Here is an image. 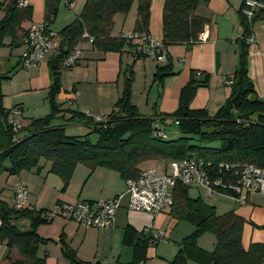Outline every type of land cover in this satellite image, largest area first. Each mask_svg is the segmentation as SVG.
Listing matches in <instances>:
<instances>
[{
	"label": "trees",
	"instance_id": "16d2710c",
	"mask_svg": "<svg viewBox=\"0 0 264 264\" xmlns=\"http://www.w3.org/2000/svg\"><path fill=\"white\" fill-rule=\"evenodd\" d=\"M21 0H0L3 16L0 18V47L4 39L10 38V46L23 44L27 28L23 22L32 18L30 0L21 5ZM57 1V0H56ZM133 0H86L80 13L58 35L59 53L49 60L52 82L49 89L50 113L30 120L17 133L8 122L10 110L2 105L1 83L10 75L0 73V174H16L22 169H39L40 157L49 162V172L60 176L68 184L76 165L84 164L90 170L104 165L117 170L124 180L137 176L138 162L144 159H177L197 155L205 162V171L210 180L222 183H236L243 172L244 164L253 163L264 167V100L256 96L254 85L249 78L245 63V37L251 33V26L264 18L263 6L255 10L248 19L242 10L246 0H242L238 40L242 43L238 67L233 72L230 94L214 115L204 109H193L189 102L198 86L202 83L190 79L179 93L178 108L165 119L162 115H142L130 100L128 85L115 103L116 112L96 120L95 115L87 112L70 111L69 117L83 119L89 132H95L99 138L92 143L85 136L66 134L61 125L53 123L61 110L55 96L60 89L62 60L82 39L83 31L92 37L91 45L102 51H119L126 39L121 35L112 36L110 28L113 16L117 12H126ZM137 16L134 29H146L150 19L151 0H137ZM198 0H163L162 39L164 45L192 43L199 40V35L207 19L195 12ZM71 2V0H69ZM53 5V4H52ZM48 2L44 21H51L56 7ZM56 6V4H55ZM169 66L158 67L156 76L160 79L167 74ZM168 71V73H166ZM76 99V96L72 97ZM167 116V115H166ZM177 124L179 136L168 138L166 125ZM157 122V125H156ZM203 128H207L203 130ZM199 136L198 143L192 142ZM221 140L219 147L201 145L203 140ZM189 186L176 183L173 190L172 216L189 219L193 231L183 238L174 259L169 264H185L187 258L204 264H261L264 257V242H251L242 245L244 219L233 210L217 214L213 206L205 203L199 196L190 197ZM219 193L235 196L231 190L218 188ZM92 201V200H88ZM58 203V202H57ZM46 210V209H45ZM43 209H28V205L16 209L0 197V241L7 247L6 261L13 264H43L44 259L37 255L40 242L45 239L37 233L39 224L47 222ZM29 218L27 230H21L14 223L20 214ZM205 231H213L216 236L212 250H204L196 244V238ZM151 237V234L148 235ZM128 241V234L125 235ZM61 249L73 263L77 261L72 251L61 238ZM136 249V247H135ZM134 249V251H135ZM98 264V263H97Z\"/></svg>",
	"mask_w": 264,
	"mask_h": 264
},
{
	"label": "crops",
	"instance_id": "0c3cea01",
	"mask_svg": "<svg viewBox=\"0 0 264 264\" xmlns=\"http://www.w3.org/2000/svg\"><path fill=\"white\" fill-rule=\"evenodd\" d=\"M85 1L71 0L67 3L63 0H30L32 18L23 22L22 25L25 28L34 22L44 20L48 2L56 7L55 14L48 25V28L56 34L53 47L36 65L23 68L21 45L19 44L18 48L10 46V38L4 39L5 47L0 48V73L9 74L10 78L1 83L2 105L8 110L18 108L21 113L13 114V117L21 120L23 125L50 113L49 89L52 71L49 60L59 53L58 32L76 18ZM241 4L242 0H198L195 12L207 19L199 40L192 43L164 45L168 54V60L165 63L157 62L145 55H137L136 41L126 40L119 51L106 52L93 47L91 42H82L80 44L82 58L71 68L62 69L60 72V89L55 100L59 108L65 112H61L60 115L64 116L54 119L53 123L63 126L66 134L74 135L67 130H70L74 123H78L80 128L89 131L83 119H69L70 111L79 113L85 111L103 117L116 112L115 103L126 85L130 89L132 104L142 115L153 117L158 114L168 119L170 118L168 115L178 108L180 89L190 79L202 83L206 74L205 84L195 89L189 107L204 109L210 116L214 115L230 94V86L225 85L224 81L231 77L238 67L242 48V43L238 40L242 31L239 12ZM137 5L138 1L133 0L126 12L114 14L110 28L112 36H120L123 31L134 29ZM162 8L163 0H151L150 19L145 29L158 40L162 39ZM2 16L3 10L0 9V18ZM251 34L254 42L244 45L246 70L254 85L256 96L264 100V18L252 24ZM165 64L169 66L170 74L160 79L156 73L158 67ZM139 79H142V86L138 89ZM75 93H77L76 99H72ZM79 165L81 167L77 173L85 178L77 194L64 193L51 197L50 193L46 192L38 198L40 193L37 190L42 191L45 188V181L49 176L48 167L42 179L43 187L37 185L35 181L30 187L28 186L31 180H35L33 178L38 176L34 175L31 179L33 173H26L23 178V172H20L21 178L6 172L1 173L0 197L4 200L3 193L8 191L11 205L12 190L19 179L26 181V187L32 190L31 196L28 195V209L32 210L51 209L57 202L71 203L76 200H95L122 195L115 223L110 228L81 227L75 221L59 216L39 224L37 233L45 240L39 243L37 255L44 259L43 264L72 263L61 249V242L58 241L61 238L64 244L74 251L75 259L83 263H137L140 256L143 254L146 256L151 246L157 241L148 237L150 235L148 230L160 229L166 224L165 221H168L170 227L174 224L171 210L167 213L168 215L161 213L156 216L147 212L129 210L125 180L117 170L104 165L90 170L82 164ZM39 177L42 178L41 175ZM218 194L228 197L223 196L216 200H205L201 195L199 197L213 206L217 214L233 210L244 219L245 225H243L241 236L244 247L251 242H264V196L251 194L248 195L245 204H239L233 197L223 193L214 194L212 197ZM193 228L192 225L191 232ZM126 233L128 241L125 240ZM198 246L204 250H210ZM125 249H127V255H125ZM106 251L108 254L104 255ZM6 252L5 242L0 241V264L6 262ZM185 264L204 263L187 258Z\"/></svg>",
	"mask_w": 264,
	"mask_h": 264
},
{
	"label": "built area",
	"instance_id": "2783aa9c",
	"mask_svg": "<svg viewBox=\"0 0 264 264\" xmlns=\"http://www.w3.org/2000/svg\"><path fill=\"white\" fill-rule=\"evenodd\" d=\"M63 1L69 2V0ZM28 2L29 0H21L20 4L27 5ZM245 5L242 13L248 19L254 15L255 10L263 6L259 0H246ZM48 25L47 21L42 20L32 23L27 28L23 38L25 50L21 54V66L23 68L40 63L45 54L53 47L56 34L48 28ZM120 35L126 40L136 41L137 55L148 56L160 63H165L168 60L163 42L145 29L125 30ZM82 39L91 42L93 37L87 31H83ZM82 42L80 41L75 45L64 57L61 65L63 70L71 68L82 58V49L80 48ZM252 42H254V37L250 33L245 37V43L250 44ZM224 84L230 86L232 78H226ZM76 95L77 93H75ZM20 113L18 108L10 110L8 122L15 133L19 131L22 124L21 120L13 117V114ZM95 119L100 121L104 120V117L95 115ZM166 165L169 167V171L166 170L162 174H158L154 167H145L139 170L136 177L125 180V194L127 195L129 210L147 212L152 216L168 213L173 204V190L176 183L189 187H202L211 196L219 193L218 188L225 191L231 190L235 194L233 198L239 203H244L251 191H258L264 195V167L253 163L244 164L240 179L233 184L222 183L219 179L211 181L210 176L205 171V162L197 155L170 159ZM244 190H246L245 194ZM121 197L122 195H117L113 198H98L92 201L58 202L51 209H46L44 216L47 219L59 216L66 220H73L83 226L110 228L115 223ZM11 204L16 209L28 205V190L25 184L21 182L14 184ZM148 231L153 240L160 239L161 233L159 231L156 229H149ZM1 264L13 263L6 261ZM261 264H264V257Z\"/></svg>",
	"mask_w": 264,
	"mask_h": 264
},
{
	"label": "rangeland",
	"instance_id": "374dc122",
	"mask_svg": "<svg viewBox=\"0 0 264 264\" xmlns=\"http://www.w3.org/2000/svg\"><path fill=\"white\" fill-rule=\"evenodd\" d=\"M1 47L4 48L5 46H1ZM21 47H22V52H24L25 46L21 45ZM16 48H18V47L16 46ZM22 52H21V54H22ZM141 80L142 79H139V83L137 85L138 89L141 88V86H142ZM72 125H74V126H72L70 128V130L67 129L68 132L73 133L74 135H79V136H85L86 134H88L87 137L92 143L97 142V140L99 138L97 133H95V132L88 133L89 131H86L85 129L80 128L81 126H79L78 123H74ZM205 129H207V128H203V130H205ZM166 131H167L168 138H175V137L180 135V133L178 132V129H177V124L172 122V121L167 123ZM205 131H207V130H205ZM194 138H195V140L192 139V142L198 143L199 141H197V140L199 139V136L194 135ZM202 142L203 143L201 145L210 146V147H219L221 144V140L219 138H216V139L211 140V141L203 140ZM167 162H168V160H166V159H144V160H141L138 162V166L140 168L154 167V168H156L158 174H162L166 170L169 171V167H167V165H166ZM49 165H50V162L45 157L42 156L39 159V169H37V168H32L33 170L32 169H29V170L28 169H22L18 173L13 174V175H16L18 178L20 176V178H21L20 172H23V175H22V178H23L26 175V173H29V172L33 173V174H31L32 175L31 179L34 177V175H36V176L38 175V176H37V178L34 177L33 179H35V180H31V182L28 184V186L30 187V185L32 183H34V181H35V183L37 185L43 187L44 183L42 182L43 181L42 179L45 176V174L47 172L46 170L48 169ZM82 165L87 167L84 164H82ZM79 167H81L79 164L76 165L67 185L64 184V182L60 176H58L57 174H55L53 172H49L48 179L45 181V188H43L42 191L40 189L37 190L40 193V196L38 198H41L42 194L43 193L46 194V192L50 193L51 197H56V196L62 195L64 193H66L68 195H73L75 193L77 194V192L81 189V185H82L83 180L85 178L83 176L81 177L80 175H78L77 171H78ZM75 169H76V171H75ZM34 173H36V174H34ZM39 175H41L42 178H40ZM19 182H21L23 184L26 183V181H20V179H19ZM59 183H60V185H59ZM124 183H125V181H124ZM29 187H27V190H28V195L30 197L32 190L30 191ZM125 189H126V183H125ZM188 191H189L190 197H196V196L201 195L205 200H216L217 198H221L223 196L228 197V196H225L222 194H218V195H215V197L214 196L212 197L202 187H190ZM245 193H246V190H244V194ZM251 194L264 196L262 193H260L258 191H251L249 195H251ZM35 195H36V193H35ZM3 198L7 203H9L10 197H9L8 191L3 193ZM246 201L243 204H245ZM239 204H241V203H239ZM221 208H224V207H221ZM221 210H225V209H221ZM162 214L168 215L166 212L162 213ZM173 219H174V224L172 225V227L169 226L168 221H165L166 224L162 225L161 228L157 230L161 233L160 239H158L156 242H154V244L151 246V248L148 251L146 256L144 254L141 255L139 261L137 263H134V264H169V262L174 259L179 248L183 245V243H182L183 237L191 232L193 224L189 219L178 218L175 216H173ZM13 220H14V223L17 224L21 230H27L28 229V224H29L30 218L26 214H24V213L20 214L16 218H14ZM80 226L86 227V228H90V227L95 228L93 226H83V225H80ZM246 237L247 236L245 234V238ZM215 240H216V236H215V233L213 231H205L202 234H200L199 236H197L196 244L203 246L206 249L211 250V248L214 246L213 244H214ZM121 245H122V243H121ZM118 247H116V248H118ZM106 254H108V251H106L104 255H106ZM125 255H127V249H125Z\"/></svg>",
	"mask_w": 264,
	"mask_h": 264
}]
</instances>
